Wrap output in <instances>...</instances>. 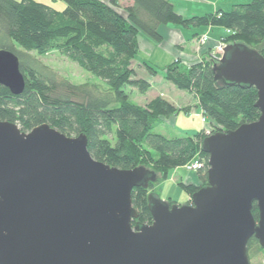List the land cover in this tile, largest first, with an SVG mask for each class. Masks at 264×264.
I'll return each instance as SVG.
<instances>
[{"label": "water", "instance_id": "1", "mask_svg": "<svg viewBox=\"0 0 264 264\" xmlns=\"http://www.w3.org/2000/svg\"><path fill=\"white\" fill-rule=\"evenodd\" d=\"M214 73L254 87L260 117L204 140L208 185L188 204L150 193L151 225L133 224L132 193L156 184L155 172L96 161L85 135L0 121V264H251L249 241L264 250V56L228 44ZM0 86L14 96L26 89L11 51L0 50Z\"/></svg>", "mask_w": 264, "mask_h": 264}, {"label": "trees", "instance_id": "2", "mask_svg": "<svg viewBox=\"0 0 264 264\" xmlns=\"http://www.w3.org/2000/svg\"><path fill=\"white\" fill-rule=\"evenodd\" d=\"M38 1L0 0V37L4 39L0 50L19 57L26 79V89L20 96L0 86V121L14 123L26 133L47 124L68 137L85 135L96 161L123 170L145 167L158 175L157 183L166 180L171 170L199 161L203 163V169L198 171L200 186H180L190 199L206 187L209 156L202 146L209 134L202 130L193 136L169 137L154 132L166 120L191 109H179L161 96L141 106L126 93L130 88L146 95L152 88L149 81L137 78L132 68L140 51L139 35L161 43L165 40L162 29L169 25L184 29L224 28L231 32L224 40L227 45L243 43L253 48L264 42V0L192 18L179 14L170 0H130L132 4L124 10L119 0H54L66 4L63 11ZM53 50L102 80L108 90L73 85L55 75L43 74L28 56H44ZM212 51L193 62L177 59L165 68V80L198 97L197 108L209 119L212 134L227 133L259 119L258 92L254 87L216 81L214 66L219 61ZM259 53L264 56V52ZM27 57L33 65L25 64ZM147 68L156 76L157 69L149 65ZM110 135L114 144L107 139ZM154 185L148 190L133 191V205L138 213L134 225L153 223L148 196ZM253 215L258 221L256 204ZM252 247L264 254L254 237L248 244L249 260Z\"/></svg>", "mask_w": 264, "mask_h": 264}, {"label": "rangeland", "instance_id": "3", "mask_svg": "<svg viewBox=\"0 0 264 264\" xmlns=\"http://www.w3.org/2000/svg\"><path fill=\"white\" fill-rule=\"evenodd\" d=\"M16 1H21V0H16ZM103 1L105 3H108L110 0H103ZM221 1H226L228 2V6H232L234 4L235 5L250 4L253 0H221ZM38 2L48 5L57 11H63L66 8V4L60 1L39 0ZM119 3L121 5V9L124 10V8H126L125 2L119 0ZM230 8L231 7H228V9L226 10H229ZM229 35L230 34L228 33L226 34V36H229ZM224 40L225 38H222L218 44L222 43V44L227 45L224 42ZM3 42H4V39L0 37V46L2 45ZM196 47L197 49L200 50V52L204 53L203 56L198 57V59L205 57L204 55L207 54L208 51H206L204 47L201 46L199 43ZM253 48L260 52H264V42L258 45H254ZM212 53L213 51L211 52V54ZM28 56L31 59H33L35 63L39 65L38 69L43 74H46L48 76L55 75L58 79H65L69 81L70 83H72L73 85H92V86L99 87L101 90H108V87L102 80L85 72L78 65L64 58L56 50L50 51L48 54L44 56H40L36 53H30ZM33 60H29L28 57L24 58L25 64L29 66L33 65L31 64ZM164 66L165 65H160L158 67L157 69L158 72L156 76H154L155 80H153V83H152V88H151L152 90H150L146 95H141L135 89L127 88L126 93L129 95L130 100L135 104L146 106L157 95V96H161V97H165V98L173 100L175 104H177V107L179 109L186 110V109H192L193 107L196 108L199 105L198 97L196 95H190L183 91H180L174 85L168 83L165 80V67ZM178 119L179 120L177 124L174 126L169 123V120H166L165 123L159 128H157L154 132L163 134L169 137L193 136L197 134L198 132L202 131L206 127L208 129L207 131L210 132L207 134L212 135L211 133L212 125L210 124V121H208V124H206L205 126L202 122L201 114H195V113L187 114L183 111L178 115ZM107 139L111 142V144L115 143V139L112 135L107 137ZM175 173L177 174L178 182L174 180ZM181 183L200 186L201 182H200L198 172L188 171L187 168L185 167L179 168L177 170L176 169L171 170L168 174V178L164 181L156 183L151 193H156L157 188L161 186L159 193H156V195L161 200L170 202L166 200V198H168V196H174V198L176 197L175 200H177L175 204L186 205L189 203L191 199H189L190 197L181 188L180 186ZM249 256L251 257L250 258L251 264H264V254L258 251L256 248L252 247L251 249H249Z\"/></svg>", "mask_w": 264, "mask_h": 264}, {"label": "crops", "instance_id": "4", "mask_svg": "<svg viewBox=\"0 0 264 264\" xmlns=\"http://www.w3.org/2000/svg\"><path fill=\"white\" fill-rule=\"evenodd\" d=\"M121 1L125 2L126 7L132 4L130 0ZM170 1L175 5L177 12L187 18L215 14L222 10L228 11L226 10L228 9V7L232 8L235 5L234 4L232 6H228V2L221 0ZM162 33L165 37V40L161 43H155L144 34H140V51L138 56L132 62V68L134 69L137 78L145 79L151 84L153 83V80H155V77L152 76L148 71V65L150 67L158 69L160 65H165L164 67L166 68L177 59H181L186 62L197 61L198 57H201L204 54L200 52V50L196 47L198 45L199 39L203 36L208 37L209 41L203 47L209 53V51H212V49H214L218 45L222 38H226L227 31L224 28L201 27L183 29L180 26L169 25L166 28L162 29ZM156 97L158 96L156 95ZM163 98L177 106V104H175L173 100L165 97ZM192 113L202 115L201 109L197 107H193L187 114ZM168 120L169 123L174 126L179 120L178 115ZM203 130L207 131L208 129L205 127ZM177 178V174L175 173L174 180L178 182ZM160 189L161 186L157 188L156 193H159ZM175 199L176 197L174 198V196H168V198H166V200L168 201L172 200L177 202V200Z\"/></svg>", "mask_w": 264, "mask_h": 264}, {"label": "built area", "instance_id": "5", "mask_svg": "<svg viewBox=\"0 0 264 264\" xmlns=\"http://www.w3.org/2000/svg\"><path fill=\"white\" fill-rule=\"evenodd\" d=\"M228 34H231L230 31L227 32ZM209 41L208 37L207 36H203L199 39V44L201 46H204L207 44V42ZM226 45L225 44H218L214 51H213V56L214 58H216L218 61L220 60L222 54H223V49ZM208 121L209 119L207 117H205L203 114H202V122L204 125L208 124ZM211 124V123H210ZM207 133H210L208 131H206ZM185 168H187L188 171H191V172H198L200 171L201 169H203V163L199 162V161H195L191 164H188Z\"/></svg>", "mask_w": 264, "mask_h": 264}]
</instances>
